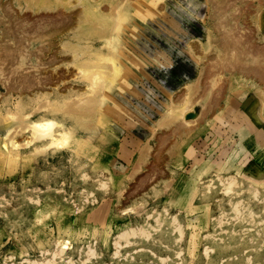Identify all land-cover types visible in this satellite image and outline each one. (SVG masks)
<instances>
[{
  "label": "rangeland",
  "instance_id": "1",
  "mask_svg": "<svg viewBox=\"0 0 264 264\" xmlns=\"http://www.w3.org/2000/svg\"><path fill=\"white\" fill-rule=\"evenodd\" d=\"M214 1L125 5L108 43L97 44L94 138L82 132L39 160L9 159L0 144V264H264L258 83L227 68L203 78L202 97L190 91L210 65L202 56L224 54L214 16L238 17L236 30L264 44V0H238L220 15ZM112 62L121 67L111 71ZM67 66L72 91L52 93L58 104L87 94L88 74L70 81L78 70ZM185 93L191 106L180 118L170 106ZM180 123L191 137L174 136ZM145 147L148 159L137 161Z\"/></svg>",
  "mask_w": 264,
  "mask_h": 264
},
{
  "label": "bare ground",
  "instance_id": "2",
  "mask_svg": "<svg viewBox=\"0 0 264 264\" xmlns=\"http://www.w3.org/2000/svg\"><path fill=\"white\" fill-rule=\"evenodd\" d=\"M237 1L215 0V14L225 13L226 8H231ZM126 4L140 7V11L147 6L143 0H0V144L4 145V150L1 151L6 150L8 158L11 154L27 158L33 155L31 157L38 160L48 159L53 152L69 147L71 140L80 138L79 134L82 132L88 135V138L96 136L97 108L101 98L96 74L99 64L97 44L100 46L108 43L118 18L126 12ZM255 6L262 9L261 2ZM217 18L219 21L213 24L218 31L214 42L218 52L224 54L217 62H211L207 56H202L210 65L202 68V73L199 74L201 77L199 76L197 83L193 84L188 92L200 91V87L204 85V77L216 75L215 73L227 68L252 76L259 86L256 93L261 115L259 114L258 120L264 129V44L254 41V35L247 30H236L238 17L214 16V19ZM233 20L236 23H233ZM257 35L255 38H258ZM85 49L89 50L90 55H87ZM105 55L107 59H114L111 55ZM68 63L76 66V71L78 70L71 76L70 81H80L84 74H88L87 94L85 97H76L64 104H58L52 102L51 97L52 93L66 94L65 91H68L69 79H64L66 70L62 69L63 66L68 67ZM119 64L112 62V66H109V63L107 67L111 71H117L121 65ZM70 89L69 91H72ZM200 92L202 97V94L209 91ZM73 94L78 95L76 92ZM69 95H61L58 99L64 100ZM185 95L187 94H183L179 101L174 100L173 106H170V109L176 108L179 111L177 114H181L183 106H191L186 104ZM42 99L46 100L41 101ZM211 105L213 104L208 106ZM182 116L184 115H179L180 118H183ZM180 124L173 125L174 136L191 137L193 129L184 126L186 133H183L184 130L179 129L182 127ZM262 135L264 136V131ZM148 147L141 150L137 161L148 159ZM173 147H169L172 154ZM3 156L6 157L5 154ZM234 177L227 175L228 185L236 182ZM261 221L264 222V218ZM258 233H261V229Z\"/></svg>",
  "mask_w": 264,
  "mask_h": 264
}]
</instances>
